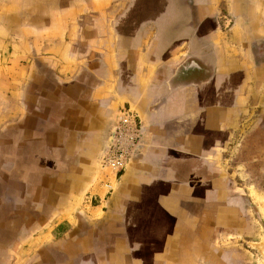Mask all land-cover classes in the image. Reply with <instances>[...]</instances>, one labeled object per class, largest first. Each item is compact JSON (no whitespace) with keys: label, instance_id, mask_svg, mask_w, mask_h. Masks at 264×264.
Instances as JSON below:
<instances>
[{"label":"crops","instance_id":"crops-1","mask_svg":"<svg viewBox=\"0 0 264 264\" xmlns=\"http://www.w3.org/2000/svg\"><path fill=\"white\" fill-rule=\"evenodd\" d=\"M51 1L0 0V264H237L224 154L259 141L264 0ZM126 109L139 151L113 177Z\"/></svg>","mask_w":264,"mask_h":264},{"label":"rangeland","instance_id":"rangeland-1","mask_svg":"<svg viewBox=\"0 0 264 264\" xmlns=\"http://www.w3.org/2000/svg\"><path fill=\"white\" fill-rule=\"evenodd\" d=\"M50 4L51 10H54L55 2L50 0ZM39 14L42 15V12ZM249 17L252 19L253 28L256 23L255 15ZM262 60L264 55L257 54L255 57L257 64ZM260 78L261 75L258 76V79ZM250 121L248 119V124H245L244 128L253 127L252 132L258 133V144L252 149L242 148L244 152L241 153L244 137L238 135L225 151L224 168L233 186L248 199V210L251 213L249 229L245 236L239 239L238 249L241 253L237 264H264V111L253 115L252 121H256L254 125L250 126ZM252 156L254 159H251ZM7 240L2 237V243ZM66 262L67 260L62 261Z\"/></svg>","mask_w":264,"mask_h":264},{"label":"built area","instance_id":"built-area-1","mask_svg":"<svg viewBox=\"0 0 264 264\" xmlns=\"http://www.w3.org/2000/svg\"><path fill=\"white\" fill-rule=\"evenodd\" d=\"M115 139L101 157V168L108 169L110 176L121 171L131 159L138 144L140 127L136 116L129 109L122 110L115 121Z\"/></svg>","mask_w":264,"mask_h":264},{"label":"water","instance_id":"water-1","mask_svg":"<svg viewBox=\"0 0 264 264\" xmlns=\"http://www.w3.org/2000/svg\"><path fill=\"white\" fill-rule=\"evenodd\" d=\"M114 139H115V127L113 126L110 133V142H111L110 144L114 142Z\"/></svg>","mask_w":264,"mask_h":264},{"label":"flooded vegetation","instance_id":"flooded-vegetation-1","mask_svg":"<svg viewBox=\"0 0 264 264\" xmlns=\"http://www.w3.org/2000/svg\"><path fill=\"white\" fill-rule=\"evenodd\" d=\"M138 146H139V145L137 144L136 148H137ZM136 148L134 149V151H133V155H132L131 158H133V156H134L135 153H136V154L138 153V151H139L138 148H139V147H138L137 149H136ZM127 163H128V162H127Z\"/></svg>","mask_w":264,"mask_h":264}]
</instances>
